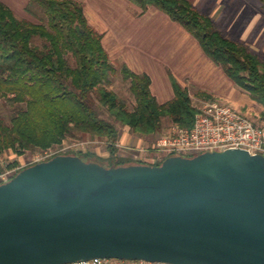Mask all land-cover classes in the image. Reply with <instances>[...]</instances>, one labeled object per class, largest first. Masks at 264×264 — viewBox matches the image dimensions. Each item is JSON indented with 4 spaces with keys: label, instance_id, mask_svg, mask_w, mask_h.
<instances>
[{
    "label": "water",
    "instance_id": "1",
    "mask_svg": "<svg viewBox=\"0 0 264 264\" xmlns=\"http://www.w3.org/2000/svg\"><path fill=\"white\" fill-rule=\"evenodd\" d=\"M264 264V156L107 168L58 156L0 185V264Z\"/></svg>",
    "mask_w": 264,
    "mask_h": 264
},
{
    "label": "trees",
    "instance_id": "2",
    "mask_svg": "<svg viewBox=\"0 0 264 264\" xmlns=\"http://www.w3.org/2000/svg\"><path fill=\"white\" fill-rule=\"evenodd\" d=\"M28 1L26 12L38 22L19 18L0 1V104L9 109L7 116H0V174L7 169L1 158L11 151L18 156L48 151L85 136L105 141L110 156L93 151L75 154L70 149L53 158L75 156L107 168L128 167L140 163L119 154L121 127L152 137L164 133L167 122L193 126L194 101L175 78V97L165 104L153 95L148 75L126 66L121 72L130 83L134 103L107 88L119 68L105 49L103 36L90 26L81 2ZM129 1L142 13L156 8L182 25L205 54L264 108V58L258 52L225 37L188 0ZM260 2L264 9V0Z\"/></svg>",
    "mask_w": 264,
    "mask_h": 264
},
{
    "label": "crops",
    "instance_id": "3",
    "mask_svg": "<svg viewBox=\"0 0 264 264\" xmlns=\"http://www.w3.org/2000/svg\"><path fill=\"white\" fill-rule=\"evenodd\" d=\"M76 1L84 6L90 26L103 36L113 62L148 75L151 91L160 104L175 97L172 78L188 89L196 102L212 100L234 108L242 96H250L205 54L195 37L163 11L152 8L142 13L129 0ZM188 1L209 16L228 39L245 43L252 50H258L263 42L264 50V9L260 0ZM245 110L241 112L245 114ZM127 134H123L122 144L126 139L131 141V133ZM101 156L108 158L110 154Z\"/></svg>",
    "mask_w": 264,
    "mask_h": 264
},
{
    "label": "built area",
    "instance_id": "4",
    "mask_svg": "<svg viewBox=\"0 0 264 264\" xmlns=\"http://www.w3.org/2000/svg\"><path fill=\"white\" fill-rule=\"evenodd\" d=\"M194 124L184 128L171 125L168 131L151 146L133 148L140 164L158 165L169 157H195L203 153L243 150L251 155L264 156V128L257 126L245 114L218 101H197ZM124 144L118 143V148ZM56 154L46 153L45 162ZM38 162V163H40ZM35 165V164H34ZM17 175V174H16ZM15 175V176H16ZM10 173L0 174V185L15 177ZM69 264H150L142 261L121 259H94Z\"/></svg>",
    "mask_w": 264,
    "mask_h": 264
},
{
    "label": "rangeland",
    "instance_id": "5",
    "mask_svg": "<svg viewBox=\"0 0 264 264\" xmlns=\"http://www.w3.org/2000/svg\"><path fill=\"white\" fill-rule=\"evenodd\" d=\"M4 2L6 5H8L15 13L16 15L25 20H29L31 22H38L35 17L29 15L26 12V7L28 5V0H0ZM264 19V16H263ZM264 21V20H263ZM37 43L41 44L42 42L38 41ZM251 49V48H250ZM258 50H254L258 52L263 58H264V50H263V42L259 44L257 47ZM252 50V49H251ZM263 50V51H262ZM71 65H74L73 59L71 60ZM116 66L119 68L118 72L114 75L111 82L107 84V88L116 92L121 98L128 100L131 105L134 103L132 95L129 91L130 83L129 81H126L124 79L123 73L121 72L122 67ZM194 101V100H193ZM198 103L194 101V104ZM239 105V106H238ZM234 108L240 112L243 108H246L244 111L245 115L252 120L257 126L264 128V108L259 105L257 102H255L250 96H242L240 99V102L238 104L233 105ZM9 114V109L5 107L3 104H0V116H7ZM167 128L162 134H158L156 136L152 137H139L134 134H132L129 129L121 127L120 130L122 132V138L123 134L126 132L131 133L132 136H129L131 141L129 139L125 140V144L123 145V148H119V154L123 157H132L135 162H138V158H136V154L133 152V148L141 146H151L153 145L158 138H160L162 135H164L170 126L172 125L170 122H167ZM132 137V138H131ZM122 143V139L120 141V144ZM129 143V144H128ZM73 150L75 154H78L79 151H82L83 153H86L88 151H93L99 155L103 154L106 157L109 155L107 150L106 142L99 139H92L89 136H85L82 140H68L63 143L62 146L55 147L53 149H50L48 151H38V152H27L26 154L22 156H18L14 152H9L8 154H5L2 156L1 161L7 168L5 172L10 173L11 176H15L20 171H22L25 168H28L30 166H33L34 164H37L38 162L45 159L46 153H62L66 152L67 150ZM109 157V156H108ZM44 158V159H43ZM13 168H8L7 166L9 164H14ZM41 163V162H40Z\"/></svg>",
    "mask_w": 264,
    "mask_h": 264
}]
</instances>
